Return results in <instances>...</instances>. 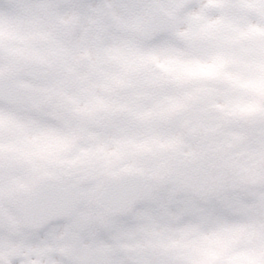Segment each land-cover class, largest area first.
<instances>
[{
  "label": "rangeland",
  "instance_id": "rangeland-1",
  "mask_svg": "<svg viewBox=\"0 0 264 264\" xmlns=\"http://www.w3.org/2000/svg\"><path fill=\"white\" fill-rule=\"evenodd\" d=\"M151 4L173 23L158 40L143 42L137 30ZM72 19L81 28L67 47L56 29ZM0 48V71L14 59L56 57L51 84L18 81L31 90L30 107L0 103V246L18 239L26 244L22 264H38L27 247L37 234L21 226L22 195L69 165H90L99 177L117 171L118 160L142 173L151 163V190L132 214L112 220L86 190V203L55 225L70 228L62 250L79 240L75 264H264V0H0ZM107 87L123 91L97 97ZM116 107L133 123L112 119V130L91 134L95 145L85 150L76 144L78 125L61 123L73 109L79 119L102 122ZM175 164L187 181L181 194L175 182L156 186L161 167Z\"/></svg>",
  "mask_w": 264,
  "mask_h": 264
},
{
  "label": "water",
  "instance_id": "water-1",
  "mask_svg": "<svg viewBox=\"0 0 264 264\" xmlns=\"http://www.w3.org/2000/svg\"><path fill=\"white\" fill-rule=\"evenodd\" d=\"M170 22L171 18L162 9L152 6L147 10L138 34L143 40H154L167 30ZM77 31L78 25L68 26L62 29L61 36L74 40ZM26 72L40 80H49L52 77L51 69L43 65L32 66ZM27 94L28 91L22 92L15 88L12 75L0 76V101L12 106L28 105L30 100ZM144 192V180L139 174H125L106 180L96 193L95 202L108 217H116L130 213L133 205L143 200ZM82 199L72 189L67 191L59 186L44 185L26 197L20 211L27 225L39 228L67 216Z\"/></svg>",
  "mask_w": 264,
  "mask_h": 264
},
{
  "label": "flooded vegetation",
  "instance_id": "flooded-vegetation-1",
  "mask_svg": "<svg viewBox=\"0 0 264 264\" xmlns=\"http://www.w3.org/2000/svg\"><path fill=\"white\" fill-rule=\"evenodd\" d=\"M55 58H56L55 55H52V56H50V58L48 60L50 62H54ZM19 65H23L22 61H17L14 59L12 61V65H11L10 69L8 70V71L14 72L17 75V81L19 79H21L22 75H23L20 72L21 69L19 70L17 68ZM85 77L82 80L83 81L86 80L89 82V80L85 79ZM90 77H91V80L94 79V76H90ZM26 79H27V81L29 80L28 78H26ZM124 81L126 82L125 85L127 87L130 88V85L133 86L132 80H127V81L126 80H120V82H124ZM88 82H86L85 85H82V87H84V88L88 87L89 86ZM118 87H120V85H118L117 88ZM122 91L123 90H120V89L111 90L110 88L107 87V89H105V90L97 89L96 93H97V97L100 98V97H102L101 96L102 93H105L106 95H110L111 97H113L116 92L121 93ZM130 92H131L130 89H128L126 91V93L128 95L130 94ZM97 97L94 96V98H97ZM124 113H125L124 109H122L121 107H116V114L113 115L112 118H111V116H108L107 118L103 117V118H101L102 122H99V123L101 124V126L104 129L112 130V125L110 123L112 122V119H113L114 124H120L122 126L124 125V126L128 127L129 125H131L133 123V118L128 113L125 115H124ZM66 117L67 118H65V119H67V121H68L69 116H66ZM97 118H99V117H97ZM85 122L86 123L84 125H86L88 122H90V119H86ZM68 125L69 126L67 128L69 130L70 125H71L70 121L68 122ZM81 125L83 126V124H81ZM82 136H83V139L80 142H83L88 137V133L83 132ZM93 144L95 145L94 142H93ZM101 145L102 144H100V146ZM101 156H103V155H101ZM102 167L103 166H101V168ZM90 168H92L90 165H88L87 167H82V165H80V164H78V165L74 164L72 167H71V165H69L68 170H67L68 173L60 174V176H61V178L64 179L65 183H67V185H69V186H74L75 188L82 189L83 191L89 190L91 192H94L96 190V188L102 184L103 180L108 175L102 173L98 177L97 173L94 174V171L91 170ZM112 168H116V170H117V171H114V173H112V176H116L122 172H126V171L133 169V167L129 168V164H126V167L123 168L122 167V161H118V160H115ZM107 171L112 172L111 170H107ZM55 176L56 175H54L52 173V175L49 177L54 178ZM101 178H102V180H101ZM145 179H146V182L150 183V185L154 180L153 178H151V175L149 173H146ZM2 181H6V177H3ZM0 188L2 189L1 186H0ZM223 188L228 189L231 187L227 186V187H223ZM218 189H219V187H214V191L212 193L217 194ZM233 193H235V192L232 191V194L229 193V195L227 197L229 202L234 199ZM216 194L212 195L211 199H215ZM238 204L243 205V202H241V201L233 202V204H231V205L237 207ZM3 206H5V204ZM243 208H244V210L249 209L248 207H243ZM0 212H1V210H0ZM67 221H71V219H69ZM55 225L56 224H53L48 228L36 231L37 237L34 238L32 242L31 241L27 242V247L30 249L29 252L33 253L34 258L37 259L36 263H38V264L39 263L47 264L46 263L47 257L50 255H52V257H53L51 264L54 263V259H56L57 256L60 258L59 260H60L61 264H75L77 262V259L75 260V258L73 257L70 261H65L62 258V253L64 252V250H66L70 247H73V248H75V254H76L77 248L80 246L79 240L76 239L71 246H67L65 249L62 250L61 247L64 245V243L61 239V236L65 235V238H67L66 234L68 233V230H70V228H68V229L66 228L68 226L67 223H63V224L59 225L58 227H55ZM3 226H6V222L2 217H0V231L1 232L4 231V230H1ZM228 226H229V229H231L230 228L231 226L230 225H228ZM54 239H55V241H54ZM67 240H68V238H67ZM24 248H26V244H24V246H22L21 242L18 239H16L14 246H11L9 244H7L6 247L4 245L0 246V258L1 257H7L11 260L12 264H22V261H26V260H24V258H22V256L24 254H26V251L24 250ZM52 251H53V253H52ZM57 251L60 252L59 255H56ZM74 256L76 257V255H74ZM77 258H80V257H77ZM86 261L87 260H85V262ZM82 262H80V263H82ZM84 264H86V263H84Z\"/></svg>",
  "mask_w": 264,
  "mask_h": 264
}]
</instances>
